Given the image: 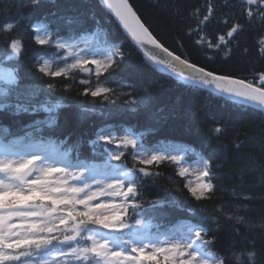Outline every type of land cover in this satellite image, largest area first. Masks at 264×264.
I'll use <instances>...</instances> for the list:
<instances>
[{"label": "snow or ice", "instance_id": "1", "mask_svg": "<svg viewBox=\"0 0 264 264\" xmlns=\"http://www.w3.org/2000/svg\"><path fill=\"white\" fill-rule=\"evenodd\" d=\"M31 5H40V0H27L25 6ZM103 5L150 64L185 83L214 88L264 109V68L237 75L226 67L212 66L215 57L209 54L222 52L225 60L230 59L233 47L239 48L240 38L251 29L257 31L256 53L264 59V0H205L193 8L190 15L194 23L186 34L195 35V43L205 50L203 62L187 54L182 40L169 44L154 34L156 29L142 20L129 0H103ZM172 7L179 17L181 5ZM29 20L20 8L14 19L0 23L5 46L0 57V95L5 99L16 96L15 103L0 102V109L17 115L44 112L47 117L21 129L23 135H13L7 128L0 135V264H233V260L236 264H256L258 258L264 264V250L258 252L255 240L247 237L245 248L236 250L233 243L224 253L214 252L217 236L204 226L205 220L212 219L219 227L222 217L237 236L242 228L251 231L256 227L264 235V217L257 223L247 215L250 202L264 200V161L242 148L241 137L248 133L234 129L230 145L235 158L245 162L237 170L240 187H244L243 174L251 171L258 175L250 187L261 189L260 193L233 188L234 198L244 203L216 205L219 216H201L196 223L189 220L171 228L154 224L155 214L165 202L148 200L145 193L148 181L155 184L164 176L161 165L174 166L167 180L178 191L186 189L195 201L210 202L218 199L217 192L222 190L216 182V169L222 165L213 161L224 154L225 145L208 155L193 152L189 160L187 151L173 154L145 149L141 137L129 131L116 135L101 129L91 144L95 152L97 144L103 142V151L97 153L102 162L72 163L70 152L61 151L67 140L57 144L44 135L45 129L51 132L59 126V110L64 107L52 102V93H70L75 88L78 95L108 103L123 97L132 112L147 99L112 86L128 53L122 45L111 42L108 33L98 30L77 38L80 31H87L78 17L26 24ZM213 23L226 26L223 34L208 35ZM27 40L38 46L32 68L46 87L23 82L19 62ZM249 52L248 47L243 48L245 55ZM210 132L220 140L229 128L213 125ZM171 203L180 207L175 201ZM149 213L153 214L151 219Z\"/></svg>", "mask_w": 264, "mask_h": 264}, {"label": "trees", "instance_id": "2", "mask_svg": "<svg viewBox=\"0 0 264 264\" xmlns=\"http://www.w3.org/2000/svg\"><path fill=\"white\" fill-rule=\"evenodd\" d=\"M129 2L137 10L138 15H141L142 20H146L156 29L154 34L163 36L169 44L173 40H182L187 46V54L203 62L205 50L195 43L197 39L195 35L188 36L186 32L189 25L194 23L190 15L191 11L194 7L203 5L205 0H129ZM175 3L181 5L179 17H176L172 7ZM26 4L27 0H0V23L14 19L20 8L30 17L29 21H25L26 24L53 21L61 17L82 19L87 31H80L77 38L102 30L109 34L113 43L122 45L128 53L123 71L116 77L117 83L112 86L116 87L117 91L134 92L138 99H147L146 103L138 106L137 111L132 112L124 103L123 97L116 99L115 103H108L78 95L75 88L70 93L60 91L52 93L50 97L52 102H59L64 107L59 110V126L51 132L45 129L44 135L57 144L67 140L61 151L70 152L72 163L78 160L101 163L102 160L97 153L103 151L100 147L103 142L97 144L94 152L91 141L96 139V134L101 129L111 131L117 127L141 137L145 149H156L162 144L173 142L176 146H180L177 149L183 147L184 152L189 153V160L192 159L193 152H204L208 155L219 145H225L224 154L213 161L214 164L222 165L216 169L219 176L216 182L222 185V190L217 192L218 199L214 198L210 202L195 201L186 189H182V178L177 180L182 189L178 191L177 187L167 180V176L173 174L174 166L171 165H161L164 176L158 178L155 184L151 181L147 182L145 193L147 199L159 198L165 202L161 212L155 214L153 223H161L167 228L189 220L196 223L201 216H219L214 210L218 204L231 206L244 203L234 198L233 188L237 191L255 193L262 191L250 187L254 177L258 175L251 171L243 174L244 187H240V173L237 170L244 167L245 162L235 158L230 141L234 129H244L248 134L241 137L244 141L243 150L254 153L258 160L264 161V110L231 101L198 85L186 84L150 64L144 53L135 46L112 13L103 5V0H40V5L25 6ZM9 8L11 11H8ZM236 10L240 11L238 2ZM53 13L55 15H52ZM60 23L64 25L65 21L60 20ZM225 30V25L213 23L210 25L208 35L223 34ZM256 38L257 31L247 30L240 38V47H233L232 56L227 60L224 59L222 52H210L209 54L215 57L212 66L226 67L237 75H248L250 70L264 68V59L256 53ZM244 47L250 49L246 55L243 53ZM4 48L0 37V57L4 55ZM36 48L38 46H34L31 40L26 41V50L19 62L21 77L25 84L46 87L32 68ZM120 84L125 87L121 89ZM0 88H3V85H0ZM43 99L44 97L41 96V100ZM0 102L15 103L16 96L12 94L5 99L0 95ZM46 117L47 113L44 112L17 115L12 111L0 109V131L7 128L13 135H23L21 129H27L35 120ZM213 125H226L229 128L228 134L217 140L210 132ZM94 156L97 158L93 159ZM129 162H131L130 157ZM172 201L180 207H176L171 203ZM250 204L251 211L247 215L258 223L260 218L264 217V200H253ZM152 215L149 213L150 219ZM204 226L209 229L210 234L217 236L214 252L224 253L233 243L236 250L245 248L247 241L244 237H247V240H255L258 252L264 250V235H260L258 227L251 231L242 228L240 235L237 236L231 232L222 217L219 227L212 219L205 220ZM233 264H236L235 260ZM256 264H261L259 258Z\"/></svg>", "mask_w": 264, "mask_h": 264}, {"label": "water", "instance_id": "3", "mask_svg": "<svg viewBox=\"0 0 264 264\" xmlns=\"http://www.w3.org/2000/svg\"><path fill=\"white\" fill-rule=\"evenodd\" d=\"M114 15V14H113ZM115 17V16H114ZM116 19V18H115ZM117 20V19H116ZM117 22H119L118 20H117ZM123 28V27H122ZM130 37V36H129ZM131 38V37H130ZM166 72H168V71H166ZM168 73H170V74H172L171 72H168ZM177 78V77H176ZM178 79V78H177ZM189 84V83H188ZM199 85V84H198ZM201 87H203V88H205V89H207V90H210V91H212V92H214V93H216V94H219V95H221V96H224V97H226V98H228V99H230V100H232V101H235V102H238V103H242V104H246V105H249V106H252V107H255V108H259V109H261L260 108V106H258V105H256V104H252V103H248V102H244V101H240V100H234V99H232V98H230V97H227L226 95H224V94H222V93H219L218 91H216L214 88H210V87H205V86H203V85H200ZM262 110H264V109H262Z\"/></svg>", "mask_w": 264, "mask_h": 264}, {"label": "rangeland", "instance_id": "4", "mask_svg": "<svg viewBox=\"0 0 264 264\" xmlns=\"http://www.w3.org/2000/svg\"><path fill=\"white\" fill-rule=\"evenodd\" d=\"M0 85H3V83L0 82ZM115 134H116V135H123V132H122V131H120V132L118 131V132L115 133ZM176 147H180V146L177 145ZM192 179H193V181H194V180H195V177L193 176Z\"/></svg>", "mask_w": 264, "mask_h": 264}, {"label": "bare ground", "instance_id": "5", "mask_svg": "<svg viewBox=\"0 0 264 264\" xmlns=\"http://www.w3.org/2000/svg\"><path fill=\"white\" fill-rule=\"evenodd\" d=\"M147 83V82H146ZM202 94V93H201ZM151 100V99H150ZM72 108V107H71ZM149 192V191H148Z\"/></svg>", "mask_w": 264, "mask_h": 264}]
</instances>
